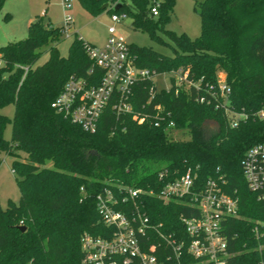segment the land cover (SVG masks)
Returning a JSON list of instances; mask_svg holds the SVG:
<instances>
[{"label": "trees", "instance_id": "16d2710c", "mask_svg": "<svg viewBox=\"0 0 264 264\" xmlns=\"http://www.w3.org/2000/svg\"><path fill=\"white\" fill-rule=\"evenodd\" d=\"M5 1L0 0V11ZM78 1L93 15L124 14L135 29L156 39V30L167 35L172 56L129 44L140 68L155 74L185 68L204 83H215L223 70L231 89L229 107L245 117L231 125L223 109L174 87L156 92L146 104L152 81L144 79L133 86L131 101L134 113L149 117L139 122L132 113L116 116L108 106L96 130L85 131L51 102L70 76L98 83L103 71L85 50L93 43L74 32L68 54L62 55L57 45L65 37L63 26L36 16L24 39L0 47V164L3 154L12 158L21 191L18 205H0V264H87L82 237L110 233L96 207L98 193L109 188L121 198L126 186L157 193L189 169L201 184L223 178L224 191L238 199V216L222 223L229 264H264V199L248 188L241 167L246 150L264 142V119L257 114L264 109V0H196L201 35L195 39L164 27L175 0H162L156 17L150 8L157 0ZM43 52L48 59L39 64ZM8 104L14 105L10 139L4 130L11 119L1 111ZM169 120L190 138L171 136L165 128ZM137 201L164 232L184 234L179 217L191 213L182 202L165 203L147 192ZM187 260L184 264H201Z\"/></svg>", "mask_w": 264, "mask_h": 264}, {"label": "built area", "instance_id": "2783aa9c", "mask_svg": "<svg viewBox=\"0 0 264 264\" xmlns=\"http://www.w3.org/2000/svg\"><path fill=\"white\" fill-rule=\"evenodd\" d=\"M159 3L157 1L151 6V16L159 15ZM63 7V35L70 36L74 33L71 0H63ZM125 19L124 14L111 15L114 23H121ZM85 50L103 71L102 77L98 83L89 84L91 80L88 82L85 78L70 76L51 102V107L90 132L96 130L98 120L108 106L116 116L132 113L139 122L149 117L142 112H133L132 88L140 80H151L148 104L161 90L155 82L156 76L161 73L155 74L147 68L136 66L129 44L117 33L115 26L108 28V38L103 46L86 43ZM92 72V68L89 69V74ZM168 73L172 83L166 90L173 87L175 92L184 90L190 96L195 94V99L201 103L223 109L231 125H236L239 119L245 117L244 113L229 107L231 89L224 78H218L215 83H204L203 77L195 79L185 68ZM154 109L157 116L162 111L159 104L154 105ZM257 114L264 119V109ZM160 122L159 118L155 119L156 125ZM165 128L172 132L175 122L167 121ZM241 167L248 188L264 199V142L246 150ZM160 175L164 177L167 174L163 172ZM196 178V174L189 169L167 181L157 193L129 186L124 187L121 198L116 197L109 188L98 193L96 207L110 233L105 237L90 234L82 237L84 261L87 264H184L188 258H194L201 264H229L230 254L222 223L238 216V199L224 191L223 178H208L202 184ZM146 192L165 203L176 201L184 204L191 214H180L184 232L181 237L173 232L166 233L161 229L162 224L151 222L137 201L138 196Z\"/></svg>", "mask_w": 264, "mask_h": 264}, {"label": "rangeland", "instance_id": "374dc122", "mask_svg": "<svg viewBox=\"0 0 264 264\" xmlns=\"http://www.w3.org/2000/svg\"><path fill=\"white\" fill-rule=\"evenodd\" d=\"M157 1L161 2L162 0ZM71 3L70 14L73 31L85 41L103 46L108 38V28L115 26L117 33L130 45L152 47L169 56L174 54L170 39L160 30L155 32L160 37V39H156L149 31L132 27L130 18L121 23H114L111 20V14L107 11L93 15L85 10L78 0H71ZM195 4L196 0H175L164 27L177 34L186 33L192 39L199 37L201 35V19L195 10ZM7 13L11 15L10 20L4 19ZM35 16L41 17L45 23H51L55 27L62 26L65 19L63 0H6L0 11V47L10 41L24 39L27 36L28 23ZM73 38L72 35L65 36L57 45L62 55L68 54V48ZM47 59L48 53L43 52L38 63H43ZM216 76L217 78H226L223 70H218ZM155 82L158 89H167L172 83L168 72L156 76ZM1 111L11 119L4 130L5 138L10 139L14 105L8 104ZM170 135L181 140L190 138L189 132L176 129L170 132ZM20 156L24 157V153L20 152ZM11 161L10 156L2 155L0 164V205L2 208L18 205L21 199L20 187L11 170Z\"/></svg>", "mask_w": 264, "mask_h": 264}, {"label": "water", "instance_id": "95a60500", "mask_svg": "<svg viewBox=\"0 0 264 264\" xmlns=\"http://www.w3.org/2000/svg\"><path fill=\"white\" fill-rule=\"evenodd\" d=\"M106 6H107V5L105 4V5L103 6V8H105ZM118 7H119V5L116 6V8H118ZM168 132H169V134H170V131H168ZM20 228H21V229H24V227H22V226H21Z\"/></svg>", "mask_w": 264, "mask_h": 264}, {"label": "crops", "instance_id": "0c3cea01", "mask_svg": "<svg viewBox=\"0 0 264 264\" xmlns=\"http://www.w3.org/2000/svg\"><path fill=\"white\" fill-rule=\"evenodd\" d=\"M35 17H36V16H35ZM34 19H35V18H33L32 20H34ZM32 20H30L29 23H30ZM29 23H28V24H29Z\"/></svg>", "mask_w": 264, "mask_h": 264}]
</instances>
